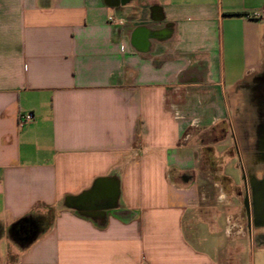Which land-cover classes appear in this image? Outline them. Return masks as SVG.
Returning <instances> with one entry per match:
<instances>
[{"label":"crops","instance_id":"crops-1","mask_svg":"<svg viewBox=\"0 0 264 264\" xmlns=\"http://www.w3.org/2000/svg\"><path fill=\"white\" fill-rule=\"evenodd\" d=\"M262 71L264 0H0L1 264H264Z\"/></svg>","mask_w":264,"mask_h":264},{"label":"flooded vegetation","instance_id":"flooded-vegetation-1","mask_svg":"<svg viewBox=\"0 0 264 264\" xmlns=\"http://www.w3.org/2000/svg\"><path fill=\"white\" fill-rule=\"evenodd\" d=\"M247 87L249 93L246 96V102L252 107L254 139L251 143L244 140L241 147L243 155L238 153L239 151L237 152L239 149L237 147H235V153L238 156H243L246 161V166L241 169V173L247 174L250 178L255 172H260L263 175V181L259 187H254V192L256 194L258 192L260 195V201L253 205L264 210V71L253 77Z\"/></svg>","mask_w":264,"mask_h":264},{"label":"rangeland","instance_id":"rangeland-1","mask_svg":"<svg viewBox=\"0 0 264 264\" xmlns=\"http://www.w3.org/2000/svg\"><path fill=\"white\" fill-rule=\"evenodd\" d=\"M233 103H234L233 120L235 126L236 127L238 126V131H236V133L240 135L241 139L247 140L248 141L247 143L249 142L251 143L252 140L254 139V131L252 128V121L254 117H253V113L251 112V108L249 107V105H247V103L246 104L243 103L241 96L235 98ZM235 107H239L240 109L236 111ZM228 146L231 148V150L228 151L227 152L228 155L225 156L224 159L225 164L223 167V172L226 174H230L232 177H234L237 180H240L241 173L239 169V162L237 155L235 153L234 141L233 138H231L230 132L228 137ZM223 150L224 149L222 147L216 148L215 149L216 155L221 156ZM208 151H211L210 154H213V148H203L202 149L203 156H207ZM242 151L243 149L241 148L237 150L238 153L243 155ZM50 219H51V214L49 212L47 217L45 219L43 218L42 221H45V223H47ZM255 252L257 253V248H255ZM7 253H8V244H6V242H0V264L6 258Z\"/></svg>","mask_w":264,"mask_h":264},{"label":"built area","instance_id":"built-area-1","mask_svg":"<svg viewBox=\"0 0 264 264\" xmlns=\"http://www.w3.org/2000/svg\"><path fill=\"white\" fill-rule=\"evenodd\" d=\"M111 20V19H110ZM34 117L31 112L23 113L19 115V125H28L33 121Z\"/></svg>","mask_w":264,"mask_h":264},{"label":"trees","instance_id":"trees-1","mask_svg":"<svg viewBox=\"0 0 264 264\" xmlns=\"http://www.w3.org/2000/svg\"><path fill=\"white\" fill-rule=\"evenodd\" d=\"M23 220H24V219H23ZM18 225H19V223L13 225V226L11 227V229H10V234H11V237H13V238H16L17 235H18V233H17V228H16V226H18Z\"/></svg>","mask_w":264,"mask_h":264}]
</instances>
